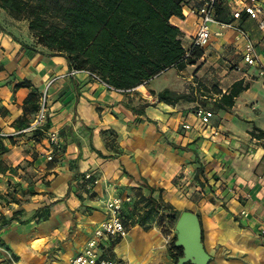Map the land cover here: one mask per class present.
<instances>
[{
    "label": "crops",
    "instance_id": "crops-1",
    "mask_svg": "<svg viewBox=\"0 0 264 264\" xmlns=\"http://www.w3.org/2000/svg\"><path fill=\"white\" fill-rule=\"evenodd\" d=\"M242 2L221 0L217 17L233 26L213 36L196 63L130 89L72 72L64 56L32 37L14 35L34 48L25 49L0 30V264H70L104 219L105 201L129 194L125 232L104 242L105 256L121 264H173L159 228L140 223L154 204L164 218L171 211L198 215L208 264H264V79L242 61L244 42L235 38L237 29L247 30L264 61V31L246 15L232 17ZM171 21L186 47L193 16ZM237 82L242 90L227 107L219 99ZM163 89L187 98L156 102ZM44 91L47 120L29 130ZM198 105L212 111L209 123L195 115ZM48 132L56 133L55 144ZM195 168L206 181L200 177V198L192 201L178 193L176 176ZM88 170L100 178L91 191L82 183Z\"/></svg>",
    "mask_w": 264,
    "mask_h": 264
},
{
    "label": "trees",
    "instance_id": "trees-1",
    "mask_svg": "<svg viewBox=\"0 0 264 264\" xmlns=\"http://www.w3.org/2000/svg\"><path fill=\"white\" fill-rule=\"evenodd\" d=\"M186 4L189 2L184 0H0V11L13 20H24L35 44L64 56L72 69L93 73L109 87L130 89L170 67L182 70L202 55V50L196 49L185 57L181 30L171 21L172 17L184 19L182 6ZM0 30L19 41L1 26ZM20 44L34 50L32 45ZM28 83L24 80L15 86ZM241 90V84L234 83L220 102L231 107ZM186 98V94L169 89L156 93V102L173 104ZM259 135L264 136V131ZM198 176L205 179L202 168H198ZM156 209L151 204L140 218L142 227L155 216ZM177 214L179 211L170 213ZM174 241L175 236L170 250L173 264H178L182 248Z\"/></svg>",
    "mask_w": 264,
    "mask_h": 264
},
{
    "label": "built area",
    "instance_id": "built-area-1",
    "mask_svg": "<svg viewBox=\"0 0 264 264\" xmlns=\"http://www.w3.org/2000/svg\"><path fill=\"white\" fill-rule=\"evenodd\" d=\"M220 2L221 0H195L188 5L186 4L182 6V15L184 17L193 16V25H195V31L190 36V42L184 47L185 57H188L196 49H200L203 52L208 41L213 36L219 37L222 35L223 29L232 28L233 25L231 22L221 21L217 17L218 4ZM243 15L257 20L258 28L264 31V5H262L259 0H243L242 4L236 6L232 12V17L234 19H239ZM213 25L216 26V30L212 28ZM235 38L236 40L244 42L241 57L242 61L248 66L256 67L258 75L264 79V61L259 58L255 44L251 40L249 32L245 29L239 28L237 29ZM233 68L240 70V66H234ZM76 71L78 70H72V72ZM88 74L96 80L101 81L97 75L90 72H88ZM52 80L50 82H52ZM195 115L202 123L207 124L212 117V111L205 109L202 105H198L195 110ZM46 120L47 100L44 91L37 114L29 124L28 129L35 130L40 128L44 126ZM182 127L185 128L187 125L183 124ZM48 137L50 143H56L55 132H48ZM47 159H51V155H48ZM99 180L100 178L94 170L86 171L82 176L84 189L86 191H91ZM133 201L134 196L131 194L109 197L104 203V219L95 225L92 234L85 241L81 251L70 258V264H121L120 262L105 256L103 244L107 240L116 238L125 232L127 219L123 213L124 204ZM241 213L246 215L245 211H241ZM261 234L264 235V230L261 231Z\"/></svg>",
    "mask_w": 264,
    "mask_h": 264
},
{
    "label": "rangeland",
    "instance_id": "rangeland-1",
    "mask_svg": "<svg viewBox=\"0 0 264 264\" xmlns=\"http://www.w3.org/2000/svg\"><path fill=\"white\" fill-rule=\"evenodd\" d=\"M0 26L6 32L15 35L18 39L20 38L23 41H29L31 38V35L27 29V24L24 20H13L2 11H0ZM176 179L177 191L180 195H183V197H189V199L191 198L190 200L192 201L196 200L197 197L198 199L200 198V196H197V194L201 192L200 189L203 188L204 183L198 176V168H195L194 170H183L176 176ZM181 208L182 207H180V209ZM180 213L181 211H179V214ZM179 214L176 216L169 215L167 218H164V215H155L152 217V219L148 220V222H152L151 225L159 228L161 231L164 238L163 246L166 249L167 255L171 258L173 252L170 250V242L175 236V222Z\"/></svg>",
    "mask_w": 264,
    "mask_h": 264
},
{
    "label": "water",
    "instance_id": "water-1",
    "mask_svg": "<svg viewBox=\"0 0 264 264\" xmlns=\"http://www.w3.org/2000/svg\"><path fill=\"white\" fill-rule=\"evenodd\" d=\"M175 245L182 248L178 264H208L211 256L202 242L201 223L197 214L183 210L175 222Z\"/></svg>",
    "mask_w": 264,
    "mask_h": 264
}]
</instances>
